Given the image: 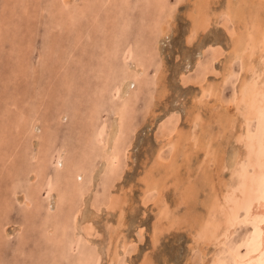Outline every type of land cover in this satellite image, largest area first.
Segmentation results:
<instances>
[{
	"label": "rangeland",
	"instance_id": "374dc122",
	"mask_svg": "<svg viewBox=\"0 0 264 264\" xmlns=\"http://www.w3.org/2000/svg\"><path fill=\"white\" fill-rule=\"evenodd\" d=\"M64 4V0H0V264H75L76 256L86 250L92 251L95 264H109L108 247L113 230L121 235L117 241L120 258L112 264H141L146 257H150L153 264H209L216 255L228 259L229 248L236 249L249 239L250 224L240 225L238 234L214 248L205 261L201 260V247L209 251L211 246L195 245V231L189 224L165 231L155 245L153 224L158 212L155 201L159 190L144 197L146 203L143 177L150 171L155 177L168 180L163 194L174 215L192 213L199 217L205 216L214 194L212 183L203 175V180L199 176L200 163L206 157L203 148L209 143L230 165L215 175L219 188H225L232 179L230 167L240 151L234 140L241 123L234 96L242 75V63L239 58L235 60L234 77L230 75L227 81L221 82L229 59L227 29L233 26L231 20L227 15L220 16L207 31L188 42L189 0H162L160 4L159 0H70L68 6ZM226 4L227 0H212V9L221 10ZM161 9L168 12L163 16ZM225 20L228 28L223 26ZM165 29L170 32L167 38L162 34ZM111 48L114 49L109 50ZM219 49L222 54L213 64L217 71L208 78L220 83L222 91L219 97H208L206 105L200 108L210 124L191 123L190 112L197 108L195 98L200 88L196 82L187 86L181 81V74L188 72L186 66H190L188 69L194 72L188 78L196 77ZM138 56L148 60L145 59L148 73L141 84L136 79V88L141 89V94L129 108L125 121L118 145L128 150L114 168L121 176L115 179L111 169L106 170L104 158L120 125L115 112L119 98L112 90L128 72L125 69H128L129 58ZM199 59L203 65L197 68ZM165 65L168 71L163 85L168 87V94L160 98L161 83L154 87L155 74ZM116 73L121 74H118L120 79ZM107 86H110L108 90ZM213 111L218 115V122L214 121ZM170 118L178 120L183 133L193 135L188 140V150L179 151L172 169L174 175L182 174L184 184L190 181L194 191L199 190L184 206L176 202L179 191L173 177H167L165 170L156 164L159 150L167 141L162 125ZM250 125L253 129L255 121ZM97 126L104 129L103 139L95 135ZM62 154L66 155L64 165L60 166ZM171 154L172 149L167 146L162 152L163 161L167 163ZM209 159L206 167L210 166L212 174L216 162L212 156ZM81 167L88 169L85 181L79 184L86 188L82 199L78 190L71 188L70 181L75 175L71 168ZM35 171L39 172L37 178ZM53 183L56 188L51 191ZM112 193L126 194L123 210L106 208L104 203ZM78 205L84 217L80 216L79 226L74 228L71 212ZM85 216L94 221L100 234L92 237L91 242H87L83 230ZM120 220L122 225H118ZM71 242L73 250L66 252Z\"/></svg>",
	"mask_w": 264,
	"mask_h": 264
},
{
	"label": "bare ground",
	"instance_id": "6f19581e",
	"mask_svg": "<svg viewBox=\"0 0 264 264\" xmlns=\"http://www.w3.org/2000/svg\"><path fill=\"white\" fill-rule=\"evenodd\" d=\"M64 1H65L64 5L68 6L70 0H64ZM189 1L191 3V6L188 10V16L190 17L191 26H190V34L188 36V42H192L195 37H198L201 33L207 31L208 28L211 26V24H213V22H215L213 20H215V19L218 20L220 18V16H222V15L223 16L227 15L229 20H231V22L233 24L232 28H228L226 20L223 23V26L228 28L227 30L230 34V42H229L230 43V49L228 52L229 53V55H228L229 59L227 61V64L225 63L226 68H225V71L222 72L223 73V75H222L223 79L221 80V82L227 81V79L230 75L233 76L232 75L233 74V69H232L233 63L235 60L237 61L238 58L241 59L242 75H241V78H239L240 79L239 82L237 81L238 84H237V89H236L235 96H234V98H235L234 102L236 103V107H237L236 109L239 113V116L238 115L237 116L240 117L241 123H240V129L238 128L239 131H237L236 134H234L232 132L234 134V140L237 141V143L239 144L240 151L238 152V156L236 158V161H234V163L231 164V167H230V168H232V179L226 185L224 184L225 188L221 189V188H219L220 182H218V180H217L218 178L215 175L219 174L220 172L224 171L228 166H230L227 164V163H229V161L228 162L226 161L227 163H225L224 159L222 160L221 156H218L215 153V151L213 150L214 148L213 149L210 148V146H209L210 143L204 148L202 146V148L204 149V152L206 154V157H208V158L204 157V159L200 163V167H199L200 168V170H199L200 175L199 176H201V179L203 180V178H202V175H203L206 178V180H209L210 183H212V188L214 190V194H213V196H212V198H211V200L207 206L206 214H204L205 216H201V217H199L197 214L195 215L192 213H189L188 215H185V216H180V215L176 216V214L174 215L173 211L171 210L167 201L164 199L165 197L163 194L164 189L168 186L166 183V181H168V180L162 179V178L159 179V178L155 177L154 174L151 173L150 171H147L145 173V175L143 177V181L145 182L143 200H145L144 197H146L148 194L152 193L153 191H155L157 189L159 190V194L158 195L156 194L159 197H158V199L156 198V201H155V204L158 205V212H157L154 224H153V242L155 245H157L160 242V239L162 238V235L165 231H168L170 229L177 228V227H184L185 225L187 226L189 224L190 229H193L195 231V234L193 233L195 245L204 246L205 244H208L209 246H211L209 251H207L209 248L206 250L207 247L206 248L201 247L202 248L201 260L205 261L206 258L208 257V255L211 253V251L214 250V248L218 247L219 245L225 244L226 242H228V240H230L235 235V233H236L238 227H240V225L250 224L252 230L250 232L249 239L246 240V243H243L242 245L237 246L236 249L229 248L227 251L228 259H225V258H222V256L216 255V257H214L213 261L211 263L209 262V264H264V0H227V4L221 10L220 9L219 10L212 9V0H189ZM160 3H162V0H159V4ZM163 3H165V2H163ZM176 6H177V3H176ZM82 8L84 9V7H82ZM167 10L168 9H166V11ZM83 11L84 10H82V12ZM162 11H164V10H162ZM166 11H164L165 13L163 12V16H164V14H166ZM156 13L157 12H155L154 14L156 15ZM157 16L159 17L160 15H157ZM223 18L224 17H222V19ZM159 21L161 22V20H159ZM220 21H222V20H220ZM223 21H224V19H223ZM161 23H159V25ZM157 27H158V24H157ZM162 34L165 35L167 38V37H169L170 32H168V30L165 29ZM119 36H120V34H119ZM217 43H220V42H217ZM214 47H215V45H214ZM113 49L111 48L109 50H113ZM110 52H112V51H110ZM124 52H125V50H124ZM143 53H144V51H143ZM221 54L222 53H220V49L217 50L213 54V56H211V59L207 63L204 64V69L200 70V73L198 71L199 74H197L196 77L188 78V77H190V74H193L194 69L192 71H190V69H188V67H190V66H186V65L185 66L187 67L188 72H183L181 74V81L184 82L187 86L191 82L192 83L196 82V83H198L199 88H200L199 89L200 94L197 95L195 98L196 102H195L194 106H195V108L196 107L197 108L196 109L193 108V110L191 109L192 111H195V112H192V114L190 112L191 123H199L201 125L210 124V120L206 121V119L203 118L200 108H201L202 104L206 105L208 97H214V96L219 97V95L221 94L222 90H221V87L219 85L220 83L215 82V80L214 81L209 80V78H208L209 74H212L213 72H215L216 69L213 68V64H214V61L216 63L219 60V57ZM107 55L110 57V55L108 53H107ZM162 57H164V55ZM115 58H117V57H115ZM145 59H146V57H145ZM145 59L140 57V56H138L136 59L129 58L128 69H125L126 71H128L126 73V75L124 76L125 78L124 77L122 78L123 80H122V82H120V85H118L117 87L113 86L114 89L112 90V92H114L113 94L115 97L119 98V101H118L119 104L116 105L115 112H116V116L119 117L118 119L120 121V125H119V128L117 127L119 130H117L118 132L115 134V136L113 138V142L110 146L111 148L109 149L110 151L108 150L105 152L104 158L106 159V166H105L106 170H107V168H110L111 169L110 171L112 172L111 174L114 175L115 179H118L121 176H120L119 171H116V169H114V168H116V166L119 164L120 159L122 158V154L124 153V151L126 152L128 150V148H125V150H123V148L120 149L119 145H118L119 141L122 140V136L124 134V129L126 127V126H124L125 121H127V116L129 115V112H130L129 108L135 105L136 101L139 99V95L141 94L140 93L141 89L139 88L140 89L139 90L136 88V86H137L136 85L137 84L136 79H139L138 82H139V84H141L140 82L142 80H144V78H146L144 76L147 75V73H148V67L146 65ZM187 64L190 65V62H187ZM191 64H192V62H191ZM202 65H203L202 59H199V61L197 62V68H199V66L201 67ZM113 70L114 69H112L111 71H113ZM116 71L117 70H115V72ZM167 71L168 70L166 69V65H165L162 69L159 70L158 73L155 74V84L156 85L154 87L157 88L158 84L161 83V90L158 91V95H159L158 97H160V98L161 97L163 98L164 95L168 94V90H167L168 87L166 85H163V82L166 79V74H167L166 72ZM115 72H114V74H115ZM238 72L240 74V71H238ZM107 73H108V71H107ZM118 74H120V73H118ZM118 74L116 73V76L119 77L118 79H120V76H118ZM123 74H124V72H123ZM108 78H109V76H108ZM107 87H106L107 88L106 90H108L110 88V86H107ZM113 87H111V88H113ZM131 92L134 93V94H132L133 96H130ZM152 94H153V92H152ZM147 106L149 107V106H151V104L149 103V104H147ZM211 113H213L214 121L218 122V120H219V118L217 117L218 115L215 116L214 111ZM190 117H188V118L190 119ZM221 117H223V116H221ZM62 118H64V116ZM171 119L172 118H170L168 121L164 122L162 125V128L164 130L163 133H164V136L167 137V139H166L167 141H166V143H164L163 147L159 150V154H158L159 160L156 161V164L161 169L163 168L165 170L167 177H171V176L173 177V184L177 188V191H179V199H178L179 201H176V202L178 203V205L184 206V204L186 205L192 199H194L193 196L198 189L196 191H194V188L190 186L191 185L190 181L188 183L184 184V181H182V179L180 178V176L182 174L180 173L181 174L180 176H178L177 174L174 175V171L172 169H173V167H175L173 165H174V161L176 159L177 154L179 153L180 150H182V148H185V149L187 148L188 140L191 139L193 137V135L191 134V132L190 133H183L182 129L177 124L178 120L172 121ZM235 119H237V118H235ZM223 121H224V119H223ZM253 121H255V126L252 129L250 123L253 124ZM8 123H10V122L8 121ZM221 125L224 127V124H221ZM230 127L233 128V125ZM222 133H224V132H222ZM222 133H221V135H222ZM206 134H208V133L206 132ZM206 134H202V135H206ZM95 135L97 137H99L100 139H103L104 138V129L101 128V126H97L95 129ZM209 135H211V134H209ZM216 136H218V135H216ZM224 136H225V134H224ZM211 137H213V136H211ZM202 139H205V138H202ZM219 139H220V137H219ZM207 141H208V138H207ZM200 142H201V140H200ZM200 142H198V143H200ZM212 142L214 144L215 141L213 140ZM167 146L170 147V149H172V154L170 155V158L168 159V162L166 163L163 161L162 152ZM216 149H218V148H216ZM187 150H188V148H187ZM181 154H182V152H181ZM64 155H66V154L61 155V159H60L61 164H60V161L58 163L60 166L64 165L63 164V161L65 160L63 158ZM211 156L213 159H215V162H216L215 171L213 170L215 173L212 171V174L209 172L210 166L206 167V165L208 163L207 159H209V157H211ZM210 160L211 159H209L208 161H210ZM211 162H212V160H211ZM13 165H14V163H13ZM73 166H74V163H73ZM101 167H102V165H101ZM153 167L155 168V166H153ZM71 169L75 173L74 176H71V180H70L72 183L71 188L73 190L77 189L79 192L78 195L82 199V196L86 193V188H81L82 185H79V184L83 182V180L86 176V171L88 169H87V167H81L80 169H76V170H74L73 168H71ZM179 169H181V168L179 167ZM58 171H60V170H58ZM158 172H159V170H158ZM177 172H178V170H177ZM34 175H35V178H37L39 176V172L35 171ZM220 175H222V174H220ZM98 177H99V175H98ZM190 177H191V175H190ZM163 180H165L164 183H163ZM202 182L203 181H201V183ZM121 184H122V181H121ZM55 188H56V184H54L53 187L51 186L50 190L52 191V189H55ZM115 191H117V190H115ZM145 201H146V203L148 202L147 200H145ZM125 202H126V194L125 193L122 196L120 194L116 195L115 193H112L110 195L108 201L104 204H105L107 209L123 210V205ZM76 204H77V202H76ZM83 212H86V211H83ZM81 213H82V207H80L79 205L74 210H72V212H71L72 219H73L72 224H73L74 228H75V225L79 226L78 221H79L80 216L82 217ZM85 219H86V216H85ZM118 219H119V217H118ZM93 223H94V221L92 222V221L87 220V221H85V223L83 225V230H84V233L86 236L85 238H86L87 242H91V238L94 237L95 235L99 234L98 233L99 231L96 229V226ZM122 224H123V221L120 220L118 225H122ZM106 225H108V224H106ZM58 227L62 228V226H58ZM52 230H53V228H51V231ZM115 230H118V229H115ZM52 233H53V231H52ZM236 234H238V233H236ZM120 235L121 234H119L118 231H114V230L112 231V235L110 237V246L108 247L109 264H112V262L115 259H117L118 257L120 258V252L118 251V245H117V241L120 238ZM62 236H63V234H62ZM141 236H142V234H141ZM234 239L235 238H233V240ZM61 241H63V240H61ZM66 245H68V243ZM199 246H197V248H199ZM227 246H228V244H227ZM127 248L128 247H126L125 249L127 250ZM192 248H195V247H192ZM61 249H64V248H61ZM221 249H222V247H221ZM67 250L68 251H66L64 249V252L65 251L71 252L73 250L72 242L70 244V247H68ZM61 251L63 252V250H61ZM91 252L89 250H86L83 252L82 255L78 254L76 256L75 261H74L75 264H95L96 261L92 257ZM225 252L226 251H224V253ZM74 255H76V254H74ZM96 258H97V256H96ZM119 258H118V260H119ZM97 263H98V261H97ZM117 263H115V264H117ZM141 264H153V262H152L150 257H146L145 260H143V262Z\"/></svg>",
	"mask_w": 264,
	"mask_h": 264
}]
</instances>
